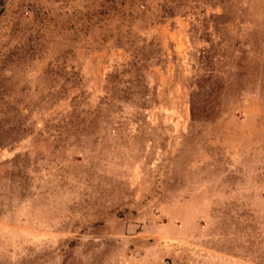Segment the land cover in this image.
<instances>
[{
	"label": "rangeland",
	"instance_id": "1",
	"mask_svg": "<svg viewBox=\"0 0 264 264\" xmlns=\"http://www.w3.org/2000/svg\"><path fill=\"white\" fill-rule=\"evenodd\" d=\"M0 264H264V0H0Z\"/></svg>",
	"mask_w": 264,
	"mask_h": 264
},
{
	"label": "crops",
	"instance_id": "2",
	"mask_svg": "<svg viewBox=\"0 0 264 264\" xmlns=\"http://www.w3.org/2000/svg\"><path fill=\"white\" fill-rule=\"evenodd\" d=\"M161 79L163 80L164 83L166 82V80H168L165 76H162Z\"/></svg>",
	"mask_w": 264,
	"mask_h": 264
}]
</instances>
